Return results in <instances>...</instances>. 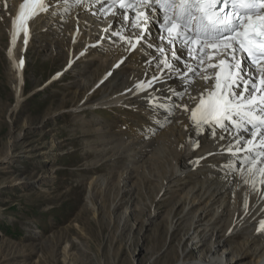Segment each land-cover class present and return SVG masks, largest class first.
<instances>
[{
    "label": "rangeland",
    "instance_id": "obj_1",
    "mask_svg": "<svg viewBox=\"0 0 264 264\" xmlns=\"http://www.w3.org/2000/svg\"><path fill=\"white\" fill-rule=\"evenodd\" d=\"M16 1L0 0V264H174L188 222L178 220V212L170 214L172 203L167 195L159 197L157 181L141 180L143 172L159 176L161 170L153 165L146 173L150 166H139L133 179L121 185L128 166L115 168L105 159L113 157L114 149L96 150L101 137L97 119L106 124L102 136L117 137L130 134L132 123L143 114L119 106L77 110L106 94V88L93 89L102 72L95 74L88 65L104 61L105 47L65 69L69 56L81 47L69 52L71 27L60 21L67 36L59 38L48 33L55 27L48 16L44 21L33 18L24 53L19 52L21 44L17 46L26 67L22 100L14 108L7 51ZM100 21L101 27L95 22L97 33L107 23ZM87 69L91 71L84 72ZM119 157L115 161L120 164L124 158ZM132 193L143 213L136 216L140 222L131 216L124 224L121 217L133 208L128 203ZM151 210L159 215L153 218ZM147 218L153 219L151 224H143ZM171 223L176 229L168 235ZM200 255L193 251L189 259Z\"/></svg>",
    "mask_w": 264,
    "mask_h": 264
},
{
    "label": "bare ground",
    "instance_id": "obj_2",
    "mask_svg": "<svg viewBox=\"0 0 264 264\" xmlns=\"http://www.w3.org/2000/svg\"><path fill=\"white\" fill-rule=\"evenodd\" d=\"M22 3L24 0H17L14 3L16 11H13L8 29L10 47L7 51V59L13 80L14 108H17L22 100L26 67L24 59L17 54V46L21 44L19 52L24 53L26 46L23 45L28 43L32 35L33 28L30 27L32 19L39 17L41 21H44L45 16H48L52 21L51 25L55 24V27L53 26L51 32H47L57 34L58 37L60 35L59 38L67 36L58 25L60 21L65 22L66 29L71 27L69 52H74L73 48L81 45L75 55L69 56L65 69H70L79 62L81 57H86V54L98 50L99 47H105L107 50L103 62H88L89 68H92L95 74L102 72L96 82L92 83L93 89L106 88V94L88 108L81 106L77 110L91 107L111 110L112 107L119 106V109L129 110L133 114H143L142 119L134 120L135 122L132 123L130 134L126 135L127 132L124 136L122 134L117 137L112 134L102 136L105 132L107 133L103 129L106 124L97 119L96 123L99 125L97 131L101 133V137L98 139L100 148L95 147V149L103 153L114 149L113 157L108 156L105 159L113 162L115 168L121 169L128 166L130 171L124 169L120 178L121 185L133 179V171L139 166L143 169L150 166L146 173L153 165L154 169L161 170L159 176L143 172L141 180L143 183L157 181L159 197L167 195L166 198L172 203L169 209L170 214L178 212V220L188 222V231L178 243L177 260L174 264H264V228L261 227L264 223V183L261 182L264 177L248 172L250 165L243 163L246 153L231 155L225 150L230 142L235 143L232 131H225L218 127L213 129L207 125L197 129L191 120V110L199 101L190 99V96L199 97L206 88L212 87L213 81L206 84L198 76L193 77L195 82L188 87V93L183 99L169 91V89L177 91L182 89L180 80L175 75L167 74L166 70L164 77L155 82L151 88L142 91L137 87L141 82L151 80L153 76H161L163 66L157 67L159 54L155 47H149V44H160L155 37L162 34L158 31L162 20L153 19L150 35L136 43L135 37L139 35V30L132 29L124 21L121 23L119 13L123 10L118 6L113 10L117 15L109 13L104 31L97 33L98 29L94 24L97 19L92 16L104 17L97 0H83L80 4L69 0L67 6L64 0H44L48 6L47 11L39 12L28 19L26 21L27 35L20 30L13 42V20ZM65 7H69L67 12L64 10ZM132 15L129 12V16ZM154 15L160 16L159 13ZM130 31L137 32L130 37L132 42L136 43L134 49L128 43ZM116 32H122L125 39L115 35ZM97 36L98 39L92 40ZM101 38L106 40L97 43ZM108 42L110 45L107 44ZM93 43L96 45L90 49ZM148 48L152 50L144 53ZM178 55L182 57V60H187L184 51L178 52ZM21 61H23L22 66ZM174 63L176 68H183L181 64ZM189 63L195 67L194 61ZM90 71L87 69L84 72ZM153 97H156L155 102ZM172 104L178 107L169 112L168 109ZM184 105H187V111L184 110ZM240 135L245 139L251 138L246 133ZM194 144L198 146L194 147ZM117 156L124 158V162L119 164L115 161ZM260 166L264 165H258ZM253 181H255V187H253ZM128 190L131 189H125V191ZM137 200V196L132 193L128 203L130 208H133L129 211V216L124 214L121 217V222L124 224H128L129 217L135 218L143 213L142 208L137 206ZM86 203L88 209H91L89 206L93 202L89 194L86 196ZM151 215L156 218L159 214L151 210ZM136 220L140 222L137 217ZM152 221L153 219L147 218L142 222L151 224ZM175 229L174 224H169L167 234L170 235ZM237 236L240 240H233ZM182 242L184 248L181 246ZM154 246L156 247V244ZM193 251H199L200 258L190 260L189 256Z\"/></svg>",
    "mask_w": 264,
    "mask_h": 264
},
{
    "label": "snow or ice",
    "instance_id": "obj_3",
    "mask_svg": "<svg viewBox=\"0 0 264 264\" xmlns=\"http://www.w3.org/2000/svg\"><path fill=\"white\" fill-rule=\"evenodd\" d=\"M73 2L80 4L83 0ZM64 3L69 5V0ZM97 3L105 16L117 15L113 11L117 6L123 10L119 13L122 21L139 30L136 43L150 35L153 19L162 20L160 44H149L159 54L157 67L163 66L161 76H153L137 87L142 91L151 88L166 70L181 82V91H169L183 99L195 82L193 77L198 76L206 84L213 81L212 87L199 97L190 96L199 101L191 110L194 126L232 131L235 143L230 142L225 150L231 155L246 153L243 163L250 165L248 172L264 177V166L258 167L264 165V0H97ZM47 7L44 0H24L13 20V42L18 31L27 35L26 21L47 11ZM64 10L67 12L69 7ZM129 12L133 14L131 17ZM156 13L160 16L156 17ZM114 34L125 39L122 32ZM128 43L133 49L136 47L131 38ZM178 47L186 53L187 60L178 55ZM189 61H194L195 67ZM174 62H182L183 68H176ZM152 99L155 102L156 97ZM175 107L178 105L172 104L169 112ZM183 108L188 110L187 105ZM242 132L251 138L245 139L240 135ZM261 227L264 228V223Z\"/></svg>",
    "mask_w": 264,
    "mask_h": 264
}]
</instances>
